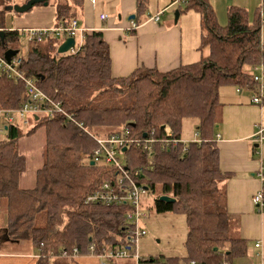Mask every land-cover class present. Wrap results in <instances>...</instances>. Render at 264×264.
Here are the masks:
<instances>
[{"label":"trees","instance_id":"obj_1","mask_svg":"<svg viewBox=\"0 0 264 264\" xmlns=\"http://www.w3.org/2000/svg\"><path fill=\"white\" fill-rule=\"evenodd\" d=\"M80 1L47 0L55 7L56 25L73 18V8ZM185 3L186 9L200 17L201 57L192 63L164 71L138 66L127 75L115 76L109 46L100 30H86L75 53H58L56 37L35 43L20 56L18 68L25 77L61 100L82 127L59 115L35 120L25 133L16 124L0 125L4 132L0 138V204L5 210L0 244L32 243L40 255L35 264H76V258L59 256L62 249L71 251L74 247L82 256H88L90 245L96 253L127 246L133 251L128 240L133 231L124 218L127 205L84 203L87 194L113 178L112 168L90 163L96 147L92 137L102 129L107 128L108 133L128 128L134 138L150 131L155 137L172 131L180 138L182 120L194 118L199 143L188 141L185 150L180 143L170 151L155 144L150 155L130 146L124 153L128 168L141 170L136 180L147 187V192L158 190L156 212L182 213L187 224L184 257L140 261L221 264L226 260L232 264L234 257L244 253V240L236 234L227 209L221 184L227 174L219 167V150L213 137L221 109L220 87L235 85L241 89L254 84L252 96L256 91L253 67L264 64L261 26L259 20L249 21L240 5L227 7V21L221 25L209 0ZM11 4V0H0V54L9 48L18 49L19 57L20 31L7 30L4 25L7 11L3 8ZM145 10L146 0H137L134 18L129 21L139 23V15ZM257 12L260 15L261 9ZM205 49L208 52L204 54ZM26 99L22 81L0 74V109L17 108ZM255 104L263 106L264 97ZM40 125L44 126L42 161L34 187L24 189L19 186V176L25 171L26 156L20 152L18 141ZM262 167L264 164L259 169ZM259 188L260 180L257 191ZM160 195L175 200H158Z\"/></svg>","mask_w":264,"mask_h":264},{"label":"crops","instance_id":"obj_2","mask_svg":"<svg viewBox=\"0 0 264 264\" xmlns=\"http://www.w3.org/2000/svg\"><path fill=\"white\" fill-rule=\"evenodd\" d=\"M25 1H21L20 4ZM237 2L233 0L232 4H240ZM260 2L262 11L264 1ZM136 4L137 0H95V3L91 0H81L73 8L71 17L76 19L78 27L102 32L109 46L113 75H127L138 66L155 67L164 71L199 60L201 53L198 45L201 31L197 30V24L200 28L198 14L199 18H196L193 14L191 16L180 11L176 22L169 16L154 22L148 18L150 14L147 16L142 14L139 15L136 27L128 31V17L135 13ZM210 4L212 5L211 1ZM34 6L36 8L25 14L24 18L14 19V25L10 23L11 18L6 12L5 29L21 31L56 25L55 7L51 2L47 5ZM102 13L107 16L104 20L99 17ZM261 39L264 44V29L261 32ZM253 70L255 73L258 71L256 74L261 75L264 83V64L256 65ZM253 86L254 84L249 88L244 86L239 91L235 85L220 87L218 96L221 109L213 137L219 150V167L227 174V178L221 184L225 191L229 216L234 223L236 234L244 240L245 245L244 253L234 257L232 264H264V212L258 211L251 202L252 195L259 187L255 172L264 164V145L253 142L252 135L258 124L264 125V105L252 103ZM41 130L43 132V129ZM33 134L35 132L31 135ZM28 136L24 135L18 141L20 152L26 156L25 171L19 176V186L24 189H30L35 185V173L41 165L44 145L43 135L38 150L33 152L34 148L30 149L22 142ZM2 137L4 132L0 131V138ZM3 224L0 219V227ZM26 243H28L26 251L11 250L14 246L19 247L20 242L0 244V264L3 262L35 264L38 250L32 243ZM256 243L259 246H255ZM138 253L142 256L140 252ZM185 254L186 252L182 256L175 255L171 258H181ZM76 260V264H100L98 258L94 256H80ZM104 264L118 262L113 260Z\"/></svg>","mask_w":264,"mask_h":264},{"label":"built area","instance_id":"obj_3","mask_svg":"<svg viewBox=\"0 0 264 264\" xmlns=\"http://www.w3.org/2000/svg\"><path fill=\"white\" fill-rule=\"evenodd\" d=\"M185 0H172V2H179ZM95 3V0H91ZM163 13L160 10L155 15H151L148 18L154 22H158L159 15ZM101 20L107 18L106 14L99 15ZM136 23L134 20L129 21L127 30L135 28ZM28 36V41L33 43L44 42L49 38H58V45L66 38L73 37L74 45L69 49V53H75L80 47L83 40L84 28L78 27L76 19L70 18L65 24H57L44 28H28L21 30ZM62 37V41L59 42V38ZM21 57L13 56L8 62L3 54H0V74L12 77L15 80H20L24 83L27 99L22 102L17 108L13 109H0V123L2 126L5 124H18L20 119L23 124H27L29 120L34 121L41 118H53L56 116H63L66 122L73 123L78 127H82V123L75 120L73 114L67 112L63 107L62 101L57 100L50 95L43 92L36 86L34 81L28 77H25L24 73L18 68ZM256 83V91L253 94L251 100L254 103H261L264 97V83L261 75L253 76ZM238 88V87H237ZM240 89L238 88L237 91ZM33 124L31 126H33ZM2 131V127H0ZM90 134V133H89ZM96 143V147L92 152V158L90 161L93 164L110 167L113 169V178L109 181L103 182L98 189L87 194L84 198V203H96V204H125L128 206V210L124 214L125 221L131 227L133 233L128 237L130 244L133 247V251L130 250L131 246L127 248L119 249L118 251L104 250L101 253H96L94 245L89 246L88 256H94L98 258L100 264H104L106 261L114 260L116 258H129L133 257L138 263L141 259L137 251L138 239L146 234V229L142 224V220L145 217V211L143 208V198L147 195V189L144 188L136 179L140 173V169H129L126 163L124 153L130 146H135L141 149L146 155H150L154 149V145L159 146L161 150L170 151L183 144V150L186 149V143L181 138L174 136L172 131H168L165 136L155 137L154 132H146V136L141 138H134L131 136L128 128H119L112 130L104 135L92 137ZM252 140L257 145H264V125L258 124L255 132L252 135ZM192 141L200 142L198 132H195V138ZM125 147V150L123 148ZM257 176L260 180V188L251 198L252 204L259 210H264V167L257 171ZM128 244V245H130ZM255 246H259L258 243ZM53 254L50 253L49 256ZM40 256L37 254V257ZM62 258H77L82 256L77 248H72L71 251L62 249L59 254ZM190 264H196L191 261ZM221 264H231L224 260Z\"/></svg>","mask_w":264,"mask_h":264},{"label":"rangeland","instance_id":"obj_4","mask_svg":"<svg viewBox=\"0 0 264 264\" xmlns=\"http://www.w3.org/2000/svg\"><path fill=\"white\" fill-rule=\"evenodd\" d=\"M23 0H11L12 4H20ZM52 2V0H50ZM212 3V6L215 10L217 20L219 24L225 25L227 21V14L226 9L230 5H236L232 4L233 0H210ZM228 1V2H227ZM238 1L237 5H241L246 11H247V17L249 21H255L259 20L260 26H261V32H263L264 29V11L262 7V11L260 12V15H258V9H261V0H235ZM170 0H146V10L143 15H155L163 8V13L159 15V18L161 20L164 19V17L169 16L172 21L174 20L175 11H182L181 13L185 14H192L196 17H198V13L192 9H186L187 3L184 1L179 2H170ZM169 5H168V4ZM260 7V8H259ZM36 6H33L30 10L26 11L25 13H22L21 15H18L17 13H12V11H7L9 18L7 16V20L11 21L10 23L14 25V19L24 18L25 14H28L32 10H34ZM157 11V12H156ZM11 12V13H10ZM194 12V13H192ZM6 13H4V16ZM179 15V14H178ZM3 16V17H4ZM149 17V16H148ZM129 21V20H128ZM27 22V21H26ZM16 25V24H15ZM18 25V24H17ZM197 30H200L197 24ZM201 31V30H200ZM28 36L25 32H20L19 35V56H24L27 51L32 48L33 46L37 45L33 42L28 41ZM62 41V37L59 38V42ZM198 52V51H197ZM208 51L205 49L203 50V53H207ZM199 54V52H198ZM196 59V58H195ZM255 69V68H254ZM254 71V70H253ZM258 73V71H256ZM33 124V121L29 120L27 124H23L21 120H18L17 126L20 127L22 132H25L26 129H28ZM44 126L40 125L35 131V134L29 135L28 138L24 139L22 142L27 144L30 149H33L32 151L35 152L38 150V146L40 145L42 138H43V132L41 129H43ZM197 127V120L194 118H184L180 125V136L183 139V141L188 142L192 141L195 138V132ZM167 130H171L170 128H167ZM108 129H102L97 132L98 136L106 134ZM24 137V136H22ZM21 137V138H22ZM38 153V152H37ZM158 194V190L155 192L148 191L147 195L143 198V208L145 211V217L142 220V224L144 225L146 229V234L143 235L138 239V252L141 253V260L142 258H150L154 257L158 261H169L171 259V256H182L185 253V247H184V241L186 238V232H187V224L185 220V216L182 213L177 212H162L158 213L155 210L154 207V199L156 198ZM2 212V213H1ZM5 210L4 207L0 204V219L2 223H5ZM27 241L20 242L21 245L19 247L14 246L11 248L12 251H26L28 247ZM140 255V254H139ZM169 256V257H168ZM179 259V258H178ZM114 261L118 262V264H136V259L133 257L131 258H116ZM3 264H14L11 262H3ZM138 264H145L144 262L140 261ZM150 264V263H149ZM180 264H183L182 262Z\"/></svg>","mask_w":264,"mask_h":264},{"label":"water","instance_id":"obj_5","mask_svg":"<svg viewBox=\"0 0 264 264\" xmlns=\"http://www.w3.org/2000/svg\"><path fill=\"white\" fill-rule=\"evenodd\" d=\"M43 4V5H47L48 2L47 0H26L24 3L22 4H11V5H7L5 6L3 9L5 11H12V12H16V13H25L26 11L30 10L34 5L36 4ZM264 11V8H263ZM178 11H175V16H174V22H176L177 18H178ZM129 19H133L134 18V14H131L129 17ZM2 33V31L0 30V34ZM74 45V38L73 37H66L58 46H57V52L58 53H65L68 52L69 49ZM18 53V49H6L3 52V56L4 58L9 62L10 59L15 56ZM142 136H146V133H143ZM123 150H125V147L123 148ZM91 164H93V162H90ZM145 189H147L146 186H144ZM158 200L161 201H165V202H172L175 199L172 197H169L167 195H160L157 197Z\"/></svg>","mask_w":264,"mask_h":264}]
</instances>
